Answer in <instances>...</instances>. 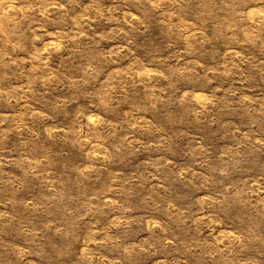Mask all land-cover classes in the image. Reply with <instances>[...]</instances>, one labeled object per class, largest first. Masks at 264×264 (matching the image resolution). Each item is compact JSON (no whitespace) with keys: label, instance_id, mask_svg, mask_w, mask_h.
Segmentation results:
<instances>
[{"label":"rangeland","instance_id":"obj_1","mask_svg":"<svg viewBox=\"0 0 264 264\" xmlns=\"http://www.w3.org/2000/svg\"><path fill=\"white\" fill-rule=\"evenodd\" d=\"M0 264H264V0H0Z\"/></svg>","mask_w":264,"mask_h":264}]
</instances>
